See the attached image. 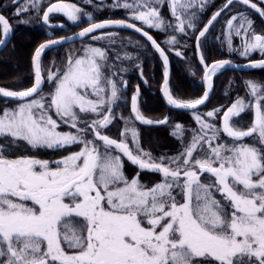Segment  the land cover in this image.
I'll return each mask as SVG.
<instances>
[{
  "label": "snow or ice",
  "instance_id": "snow-or-ice-1",
  "mask_svg": "<svg viewBox=\"0 0 264 264\" xmlns=\"http://www.w3.org/2000/svg\"><path fill=\"white\" fill-rule=\"evenodd\" d=\"M84 2L102 10L93 0ZM214 6L215 0H114L106 7L123 9L125 17L103 20L68 0H7L0 6V51L12 42L15 27L33 19L49 28L65 27L50 22L53 14L73 23L87 20L78 33L35 46L30 87H0V264H264V80L242 79L245 96L200 110L215 90L213 77L227 66L264 69V0H225L205 21ZM222 16L216 39L247 63L208 62L204 44ZM125 28L144 39L111 30ZM153 30L164 38L158 41ZM76 40L79 49L44 65L46 50ZM193 40L203 94L185 99L173 91L169 57L186 61ZM254 52L261 58L252 59ZM157 53L160 92L168 106L190 112L194 127L170 125L171 115L146 117L139 84L130 115H117L128 104L123 74L129 69L123 65L137 62L150 87L142 57ZM189 72L194 75L191 66ZM234 83L229 80V87ZM248 110L250 122L242 117ZM118 122L123 130L113 138L109 129ZM135 122L170 126L176 150L154 154L145 148ZM49 151L66 154L42 158ZM125 158L138 169L131 177ZM148 173L160 179L144 181Z\"/></svg>",
  "mask_w": 264,
  "mask_h": 264
},
{
  "label": "trees",
  "instance_id": "trees-1",
  "mask_svg": "<svg viewBox=\"0 0 264 264\" xmlns=\"http://www.w3.org/2000/svg\"><path fill=\"white\" fill-rule=\"evenodd\" d=\"M7 0H0V6L6 3ZM225 3V0H215V6L209 8L206 15L205 21L207 17H210L212 12L216 10L221 4ZM93 4L100 5L102 10H95V19L103 20L106 18H114V16H109L108 13L103 8V4L96 0H93ZM167 6L163 8V13ZM14 9H8L6 14L13 12ZM252 18L256 20L257 27H261L260 20L256 14H251ZM19 19H28V17H20ZM225 17L222 16L221 24L224 23ZM15 24V20L13 21ZM42 24L39 21V18L33 19L30 25H18L14 29V36L12 42L0 52V87H7L10 90H22V88L30 87L33 82L32 69H31V54L34 51L35 46L41 43L45 37L44 29H42ZM135 37V35H133ZM15 45V50H12V45ZM216 50V49H215ZM128 51H133L132 49H128ZM211 51L214 53V47L208 46L206 48V54L209 56ZM218 50L214 53L216 55L215 58H225L229 54L226 50L221 51V55H217ZM252 59L261 58L258 54H254ZM144 64L148 69L155 66L159 72H161V63L153 56L151 58L142 57ZM209 60H211L209 58ZM208 60V61H209ZM235 62H242L244 59L236 56L233 58ZM194 70V75L189 72V67ZM242 75V76H241ZM202 68L197 62L193 46L187 52V60H183L181 58L175 59L172 65V85L173 91L180 95L182 98H197L202 95ZM242 79H258L264 80V69L253 70L250 72H238L227 70L219 75H217L214 79L215 90L214 95L212 97L209 105L202 109L201 111H206L212 109L213 107L219 106H228L232 101L235 100L237 94L240 96H245V89L241 83ZM229 80H234V85L229 87ZM159 81V80H158ZM156 89V88H154ZM228 90V95H224L225 91ZM237 93V94H236ZM152 100V104L159 107L160 112L164 110L167 111L163 102L156 95ZM127 108V107H126ZM128 111L126 110V115ZM164 114V113H163ZM179 114V113H178ZM245 115V121H249L253 118L252 112L247 111L243 113ZM176 122H180L185 126H189L191 124L193 126L194 122L192 120L191 114L189 112H183L179 114L175 119ZM167 126H159V127H151V128H140L142 133V143L145 148L151 147L153 151L164 152L169 151L174 152L177 148V141L169 135V130L166 128ZM118 129H113L112 136H118ZM77 150V149H72ZM65 154V153H64ZM134 166L125 163V170L128 171V176H133L135 172ZM160 178L159 175L155 174H143L142 179L144 181H158Z\"/></svg>",
  "mask_w": 264,
  "mask_h": 264
},
{
  "label": "flooded vegetation",
  "instance_id": "flooded-vegetation-1",
  "mask_svg": "<svg viewBox=\"0 0 264 264\" xmlns=\"http://www.w3.org/2000/svg\"><path fill=\"white\" fill-rule=\"evenodd\" d=\"M96 1L101 2V0H96ZM68 2L77 3L82 9H84L87 12H92L94 14V16H95V10L96 9L92 5H89V4L85 3L84 0H68ZM103 2H104L103 8L105 9V11L108 13L109 16H114L113 19H120V18H124L125 17V11L123 9H115V10H113V9H111L109 7H106V5H112L114 0H103ZM165 13L166 14H164V13L163 14L166 17L170 16L168 8L165 10ZM221 20H222V17L215 24L214 28L211 30L210 34L208 35L207 40L205 41V44H204L205 54H206V48L208 46L214 47V53L216 52V50H218L217 53H216L217 55H221V51L223 49L227 51L226 46H222L220 44V42L216 39V37H218L220 35V30H221V27H222ZM50 22L52 24H64L65 27H57V28L53 29V28H49V27H47V26H45V25H43L41 23L42 26H43L42 29H44V35H43V37H45L44 40L49 39V38H57V37H61V36H70V35L78 32V31H80V29L82 27L87 26V24L79 25V26L73 25L71 23V21H68L67 18L63 16V14H53V18H52V20ZM111 30L112 31H119L121 36H132L134 40L135 39H140V40L144 39L142 36H140V35H138L136 33H133L131 31L125 30V29H111ZM49 32L54 33V35L50 37L48 35ZM151 34L158 41L162 40L164 38L163 34L159 33L158 31H155V30L151 31ZM133 35H135V37ZM238 41H239V39L235 40V43L237 45H238ZM191 44H192L193 49H194L195 41L193 40L191 42ZM80 46H81V42L78 41V42H74V43H70V44H66V45H62V46L53 48V49H51V50H49V51H47L45 53L44 59H43V63L47 67L52 62L54 56L62 57L64 52L67 49H69V48L79 49ZM214 53L211 51L209 56L206 54L208 56V58L211 59V60L208 61L209 63H211L212 60H216V59H231L232 61H234L233 58L238 56V54L234 53L231 56L228 55L225 58H222V57L221 58H215L216 55ZM227 53H228V51H227ZM153 56H156V58L159 60L158 53L154 54ZM169 58H170L171 75H172V65H173L175 59H178V57H176L175 54L172 53V54H170ZM195 58H196V60L198 62L197 56H195ZM245 61L246 60H243L242 62H239V63H243ZM135 63H137V62H132V63H127L126 62L123 65L124 67H127L129 69V71L127 73L123 74L124 75V79H126L129 82L128 83V91H127L128 104H127V106L121 105V107L119 109H117V115H119L121 111L123 112V115L125 117L130 115V99H131V95H132L136 85H138V84L140 85L141 93H142V97H141L142 103H141L140 107H141V110H142V112L144 113V115L146 117L153 118V119H162L165 115H171L174 118H176L179 114L183 113L181 111H175V110H172V109L168 108L166 106V104L164 103L162 97H161L160 85L162 83V78H163L162 77V69H161V72H159L158 69L155 66H153L150 69H148V67H146L145 64H143L144 76L149 80V84H150V87H146L144 82L140 79L138 71L135 69V66H134ZM32 76H33V73H32ZM153 77H154V79H153ZM33 79H34V77H33ZM202 87H203V84H202ZM154 88H156V89H154ZM44 90L45 91L47 90L46 85H45V89ZM202 94H203V88H202ZM156 95L159 96L158 98L163 102V104L165 105L167 111L164 110L163 112H160L159 107L152 104V100L155 97H157ZM213 95H214V93H213ZM213 95H212V97H213ZM212 97H211L210 101L208 102V104L205 107H203V108H206L209 105V103L212 100ZM3 104H4V99L2 97H0V106H2ZM10 104H12V103L10 102L9 106H10ZM126 110L128 111L127 115H126ZM171 122L172 121H170V123ZM135 125L137 127H139V128H150V127L143 126V125L139 124L138 122H135ZM121 128H123V123L122 122H118L114 127H110L109 134L110 135L112 134L113 129H121ZM115 133L118 134V132H115ZM112 137L116 138L114 136H112ZM61 154H64V153L49 151V152L43 153L42 154V158L54 160V159L59 158V156ZM126 162L127 161H126V158H125V163ZM137 170L138 169H135V172L133 173V175H135ZM125 171H127V170H125ZM127 173H128V171H127ZM126 175H128V174H126Z\"/></svg>",
  "mask_w": 264,
  "mask_h": 264
},
{
  "label": "water",
  "instance_id": "water-1",
  "mask_svg": "<svg viewBox=\"0 0 264 264\" xmlns=\"http://www.w3.org/2000/svg\"><path fill=\"white\" fill-rule=\"evenodd\" d=\"M48 27V26H47ZM57 28V27H56ZM54 29V28H53ZM125 30H128V31H131V32H133V30H131V29H126L125 28ZM79 32V31H78ZM78 32H76V33H78ZM134 33V32H133ZM75 34V33H74ZM74 34H72V35H74ZM136 34H138V33H136ZM72 35H70V36H72ZM138 35H140V34H138ZM13 36H14V34H13ZM13 36H12V39H13ZM79 40H76V41H67V42H65V43H63L62 45H66V44H70V43H74V42H78ZM62 45H60V46H62ZM59 47V46H58ZM49 50H51V49H49ZM49 50H46V52L47 51H49ZM1 52V51H0ZM197 58H198V56H197ZM199 59V58H198ZM234 62V61H233ZM235 63V62H234ZM245 63H247V62H245ZM245 63H240V64H245ZM235 64H238V63H235ZM170 68H171V64H170ZM225 70H233V71H239V72H250V71H253V70H257V69H249V68H244L243 70H241V69H237V68H234V67H232L231 65H229V66H227L224 70H222V72L223 71H225ZM213 80H214V77H213ZM213 95V94H212ZM212 95H211V97H212ZM161 97H162V99H163V101H164V103L166 104V101H165V99L163 98V96H162V94H161ZM211 97H210V99H211ZM210 101V100H209ZM209 101H207L206 102V105L208 104V102ZM166 106L168 107V108H170V109H172V110H175V111H181V112H188L187 110H180V109H174V108H171L170 106H168L167 104H166ZM203 107H205V106H200V109L201 108H203ZM139 123V122H138ZM140 124V123H139ZM144 126V125H143ZM146 127H159V126H146Z\"/></svg>",
  "mask_w": 264,
  "mask_h": 264
},
{
  "label": "rangeland",
  "instance_id": "rangeland-1",
  "mask_svg": "<svg viewBox=\"0 0 264 264\" xmlns=\"http://www.w3.org/2000/svg\"><path fill=\"white\" fill-rule=\"evenodd\" d=\"M251 14H253V13H251ZM73 25H77V26H79V25H84V24H87V20H86V17H83L82 16V18H81V21L80 22H77V23H73V22H71ZM221 25H223V24H221ZM239 43H240V41H238V45H239ZM254 54H258L259 56H260V54L258 53V52H254V53H252V56L254 55ZM251 56V57H252ZM243 59V58H242ZM202 75H203V73H202ZM202 77V76H201ZM46 87H47V90L45 91V92H47L49 89H48V86L46 85ZM237 94V93H236ZM12 106H14V104H10V107H12ZM210 110V109H209ZM207 111V110H206ZM249 112H251V110H248ZM242 117H243V120L245 119V115H243L242 114ZM245 121V120H244ZM251 121V119L249 120V121H246V122H250ZM194 122V121H193ZM174 123H177L175 120H173L171 123H170V125L171 124H174ZM180 123V122H179ZM136 126V125H135ZM195 125L193 124V126L191 125V124H189V126H187L186 125V127H194ZM137 127V126H136ZM138 128V130L140 131V128L139 127H137ZM169 131H171V127L170 126H167L166 127ZM61 130H67V129H61ZM118 130H123V128H121V129H118ZM141 132V131H140ZM246 142H248V143H251L252 141H251V138H249ZM154 152V154H159V153H162V152H157V151H153ZM126 174H128L127 173V171H126ZM206 182H207V179H206Z\"/></svg>",
  "mask_w": 264,
  "mask_h": 264
}]
</instances>
